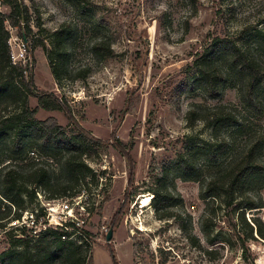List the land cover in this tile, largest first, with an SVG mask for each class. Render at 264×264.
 Returning a JSON list of instances; mask_svg holds the SVG:
<instances>
[{
	"label": "rangeland",
	"instance_id": "374dc122",
	"mask_svg": "<svg viewBox=\"0 0 264 264\" xmlns=\"http://www.w3.org/2000/svg\"><path fill=\"white\" fill-rule=\"evenodd\" d=\"M18 1L29 6L31 25L38 17L49 33L63 23L71 25L64 39L70 76L58 84L44 49H33L32 34L23 38L24 31L6 21L12 61L33 74L36 92L63 96L76 122L104 142H88L85 162L91 171L69 172L62 165L65 149L54 150L33 139V148L17 163L22 170L49 169L56 198H49L40 187L35 197L22 198V206L0 195V213L19 215L0 226V251L10 247L12 238L23 237L24 227L33 234L37 230L36 235L46 229L27 219L34 213L38 220L49 217L53 224L75 223L78 229L68 231L75 240H80L82 230L88 231L93 249L90 264H264V242L248 240L238 210L201 199V183L182 180L170 163L186 151L188 136L197 142L212 139L211 129L203 122L188 125L186 116L194 103L238 107L241 115L250 118L253 135L264 139V90L256 94L261 110L254 114L244 104L237 78L228 80L218 98L188 85L196 77L195 59L213 37L230 34L244 43L242 31L264 25V0H81L83 13L69 0ZM0 11L9 15L11 6L0 0ZM99 19L105 24H99ZM102 38L109 39L115 55L102 58L94 53L93 44ZM257 52L264 62V50ZM38 101L37 96H26L31 110L38 107ZM18 104L6 111L0 101V119L16 111ZM35 118L51 119L70 136L81 137L64 111L40 107ZM9 131L10 136L15 134ZM2 133L0 163H5L18 152ZM247 139L244 133L238 134L239 146ZM119 141L129 156L121 152ZM44 151H54L56 158ZM257 155L264 162V141ZM198 167L202 180L214 166L200 159ZM263 183L264 176L247 180L244 194L238 196L242 206L246 196L263 205L259 212L245 210L250 224L254 216L264 220ZM157 193L168 197L170 204L158 200ZM51 207L55 212H50ZM113 223L114 237L108 242L106 235ZM212 238L216 243L210 242Z\"/></svg>",
	"mask_w": 264,
	"mask_h": 264
},
{
	"label": "trees",
	"instance_id": "16d2710c",
	"mask_svg": "<svg viewBox=\"0 0 264 264\" xmlns=\"http://www.w3.org/2000/svg\"><path fill=\"white\" fill-rule=\"evenodd\" d=\"M4 1L11 6V13L7 15L0 11V101L3 103V110L6 111L15 103H19V106L16 111L5 114L0 119L2 136L9 138L7 140L9 147L18 152L9 157L12 161L0 163V195L13 205L22 206V198L35 197L37 187L48 192L49 198H56V194L53 195L56 185L51 183L49 169L39 167L22 170L17 163L33 148L34 138L45 147L54 150L65 149L67 155L62 165L69 172L91 171L85 162L86 155L90 152L88 142L100 144L104 141L92 136L76 122L71 106L63 96L51 91L36 92L33 74L28 72L26 66H19L11 59L10 31L6 27V21H10L12 25L24 31L23 38L28 39L32 34L33 49L36 47L44 49L51 72L56 82L60 84L61 80L70 76L65 62L64 39L70 32L71 25L63 23L49 33L39 17L35 25H31L30 8L24 1ZM69 1L79 13H83L85 7L81 0ZM97 21L99 24H105L102 19ZM261 24L256 25L252 30L242 31L244 43H238L239 37L234 38L230 34L213 37L203 53L194 61L196 77L193 81H189V87L191 85L195 89L203 90L212 98H218L228 85V80L237 78L240 81L245 106L250 112L260 114L261 109L258 107L256 94L264 90V62L257 52L264 50V25ZM34 28L38 29L35 33ZM93 50L102 58L115 55L109 39L97 40L93 44ZM224 65H227L226 69H223ZM25 87L27 90L24 89ZM28 94L39 98L37 108L32 110L28 108L26 104ZM40 107L46 110L64 111L70 120L75 122L81 135L80 139L67 134L61 125L51 119L41 121L35 118ZM186 117L190 127L197 122H203L211 129L212 139H200L197 142L193 136H188L186 151L170 162L172 170L184 181L200 182L201 199L212 204L219 201L225 207L238 210L241 223L248 229V240L264 242V220L254 216L250 224L245 217V210L259 212L263 205L251 196H246L244 206L238 199V196L244 194L242 190L247 180L255 176H264V166L261 164L264 162L259 161L257 155L259 143L264 139L253 135L250 118L241 115L240 109L231 104L202 106L194 103ZM9 130L15 134L10 136ZM18 131L23 132L17 135ZM240 133H244L248 138L247 143L242 147L237 141ZM118 147L122 153L129 156L123 142L119 141ZM44 154L51 159H55L57 155L54 151H44ZM200 159L214 166L207 179L201 180L200 176H203V172L198 167ZM262 185L264 186V183ZM155 197L170 204L168 197H161L159 193ZM12 219H19V215H12L11 211L1 212L0 226H6V223ZM114 223L111 228L115 227ZM65 226L78 229L73 222H68ZM66 227L47 228L37 235L24 227L23 237L12 238L10 247L0 251V264H90L93 249L88 237L89 232L82 230L80 240H75L70 238L71 233L68 232L70 229ZM210 242L216 243L213 238ZM243 243L246 241L244 240Z\"/></svg>",
	"mask_w": 264,
	"mask_h": 264
},
{
	"label": "built area",
	"instance_id": "2783aa9c",
	"mask_svg": "<svg viewBox=\"0 0 264 264\" xmlns=\"http://www.w3.org/2000/svg\"><path fill=\"white\" fill-rule=\"evenodd\" d=\"M51 209H52V210H50V212H55V211L53 210L52 207H51ZM26 215H28V213H27ZM70 216H72V215H70ZM26 217H27V219H30V220L32 221V223H33L35 226H37V227H42V226H40V225H43L46 229H47V228L66 227V226H65L66 223H63V221H57V222H55V223L53 224V223H52L53 221H51L49 217H47V219H45V220H43V219H44L43 217H42V219L38 220V219L35 217V214H34V213H31L29 217H28V216H26ZM42 220H43V221H42ZM47 220H49V223H48L49 225L47 224ZM47 225H48V226H47ZM51 226H52V227H51ZM66 228H67V227H66ZM67 229H71V228H67ZM104 229H105V232L108 231L107 228H104ZM43 230H45V229H43ZM34 232H35L34 234H36V233H37V230H35ZM70 238H72V237L70 236Z\"/></svg>",
	"mask_w": 264,
	"mask_h": 264
},
{
	"label": "water",
	"instance_id": "95a60500",
	"mask_svg": "<svg viewBox=\"0 0 264 264\" xmlns=\"http://www.w3.org/2000/svg\"><path fill=\"white\" fill-rule=\"evenodd\" d=\"M258 237V235H256ZM114 237V228H110L107 235H106V240L110 242Z\"/></svg>",
	"mask_w": 264,
	"mask_h": 264
}]
</instances>
